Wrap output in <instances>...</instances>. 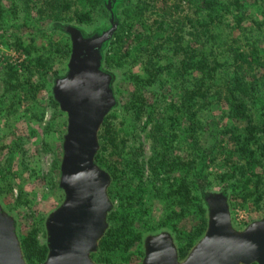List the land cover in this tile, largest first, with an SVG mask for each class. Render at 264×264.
I'll return each mask as SVG.
<instances>
[{"label": "trees", "instance_id": "obj_1", "mask_svg": "<svg viewBox=\"0 0 264 264\" xmlns=\"http://www.w3.org/2000/svg\"><path fill=\"white\" fill-rule=\"evenodd\" d=\"M17 1L21 17L12 26L31 35L44 23H61L68 15L76 22L89 23L102 9L110 18L105 0ZM2 11L0 3V15ZM112 11L117 28L102 46L101 68L106 72L110 68L126 70L132 90L128 98L116 100L98 131L95 162L110 175L108 195L118 197V186L122 194L107 215L108 227L91 257L97 263H108L112 255L128 252L140 241V234L132 227L135 209L124 191L127 183L119 185L122 172L123 181L132 176L140 179L145 164L127 151L128 133L124 121L118 120L119 114H125L134 123L150 125L153 151L146 161L147 169L155 177L173 174L166 194L179 207L177 216L190 212L193 219L189 227L175 231L178 255L183 259L207 227L203 196L209 191L211 178L198 166L214 161L216 156H209L215 147L226 149L230 156L226 169L216 173L221 180L234 178L223 187L224 194L238 189L244 195L246 190V198H252L256 206L264 203V172L260 171L264 156V0H129L119 11ZM34 41L32 37L22 48L28 71L45 68L48 61L40 53H30ZM52 44L53 53H62L65 46L69 57L70 42ZM130 62L137 63L140 72H131ZM110 74L112 83L116 74ZM58 77L54 73L53 79ZM165 86L170 89V103L160 110L157 101L150 99L157 95L151 91ZM42 87L41 83L27 82L32 98ZM50 98L57 105L52 95ZM222 105L232 125L220 130V141L215 136L217 143L209 148L206 144L204 152L196 153L194 159L177 153L181 124L190 122L188 137H193L198 114ZM38 236L39 229L33 226L20 239L28 264H41L46 258V243Z\"/></svg>", "mask_w": 264, "mask_h": 264}, {"label": "rangeland", "instance_id": "obj_2", "mask_svg": "<svg viewBox=\"0 0 264 264\" xmlns=\"http://www.w3.org/2000/svg\"><path fill=\"white\" fill-rule=\"evenodd\" d=\"M109 1L111 10L119 11L124 2L129 0H105L104 7ZM0 3L3 7L0 15V205L13 217L19 240L30 227L35 226L39 229V241L45 242V220L64 198L63 191L59 188V167L67 125L66 114L59 109L58 104L53 103L50 96L54 85L53 75L55 73L57 76H63L66 73L69 57L64 52L65 46L62 53H53L52 43L70 42L69 36L62 29L65 25L77 27L84 37H93L110 27V18L102 9L93 15L89 23L76 22L68 18V15L61 23H44L34 35H31L12 26L13 23H18L21 17L18 1L0 0ZM32 37L35 41L31 44L30 53L32 55L40 53L48 61L45 68H31L28 71L24 67L23 62L27 57L22 48L32 42ZM130 63L128 69L131 72H140L137 63ZM110 72L116 74L111 83L115 100L128 98L132 90L126 76L128 72L126 70L116 72L111 68L108 69V73ZM28 81L43 85L35 98H32L27 90ZM151 92L157 94L150 99L157 101L156 106L160 110L170 103V89L167 86L163 89L154 88ZM119 115L118 120L124 121V130L128 133L127 151L130 149L131 156L137 157L138 160L142 159L145 163L140 179L132 176L123 181V172L119 178V185L127 183L124 191L130 195L128 200H131L135 209L132 227L140 234V241L128 252H117L112 255L110 262L103 264H141L144 240L147 236L168 232L176 243L175 231L189 227L193 219L189 217L190 212L177 216L179 207L173 204L166 194L167 183L171 181L173 174H160L159 177H155L147 169L146 161L153 151L149 136L150 125H144L143 121L134 123L125 114L124 117ZM198 116L199 121L193 126V137H188L190 122L182 123L178 132L176 151L180 155L185 153L186 159H194L196 153L204 152L206 144V148H209L214 142L217 143L215 136L220 141V130L232 125L227 118L225 105L203 111ZM226 151L224 148L218 150L215 147L213 154L209 156L212 158L215 155L214 161L207 160L198 166L210 174L208 193L224 194L223 187L234 181V178L229 179L225 176L221 180L216 176V173H221L227 167L226 159L230 156ZM261 159L263 166L260 171L264 172V156L261 155ZM133 174L132 171L130 175ZM238 185L241 186L239 182ZM243 193L244 195L236 189L233 194L229 191L225 194L231 223L236 230L244 229L264 214V203L260 202L261 206L258 207L252 198H246V190H243ZM120 194L122 192L118 186V197L108 195L112 208L119 204ZM135 196L136 199H133Z\"/></svg>", "mask_w": 264, "mask_h": 264}, {"label": "water", "instance_id": "obj_3", "mask_svg": "<svg viewBox=\"0 0 264 264\" xmlns=\"http://www.w3.org/2000/svg\"><path fill=\"white\" fill-rule=\"evenodd\" d=\"M110 27L84 37L74 26H63L71 51L66 73L54 80L52 95L66 114L59 188L64 198L46 218L47 255L41 264H99L91 254L107 227L112 209L107 189L110 175L95 162L98 131L116 100L111 74L101 68V49L116 28L110 1ZM207 227L181 259L168 232L147 236L141 264H264V214L242 230L231 223L227 197L206 193ZM0 264H28L15 231V221L0 205Z\"/></svg>", "mask_w": 264, "mask_h": 264}]
</instances>
